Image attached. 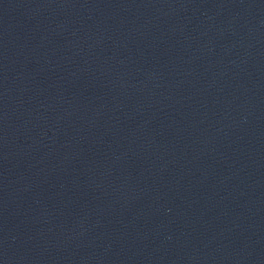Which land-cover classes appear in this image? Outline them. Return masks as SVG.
I'll return each instance as SVG.
<instances>
[{
    "label": "water",
    "instance_id": "water-1",
    "mask_svg": "<svg viewBox=\"0 0 264 264\" xmlns=\"http://www.w3.org/2000/svg\"><path fill=\"white\" fill-rule=\"evenodd\" d=\"M0 264H264V80L122 130L0 148Z\"/></svg>",
    "mask_w": 264,
    "mask_h": 264
}]
</instances>
